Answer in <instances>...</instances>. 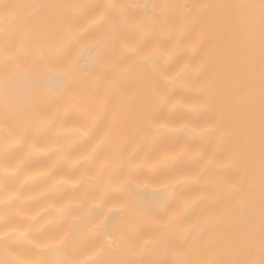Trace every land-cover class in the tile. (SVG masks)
<instances>
[{"label": "bare ground", "instance_id": "6f19581e", "mask_svg": "<svg viewBox=\"0 0 264 264\" xmlns=\"http://www.w3.org/2000/svg\"><path fill=\"white\" fill-rule=\"evenodd\" d=\"M5 235L0 264H264L260 0H0Z\"/></svg>", "mask_w": 264, "mask_h": 264}, {"label": "snow or ice", "instance_id": "6c2138e0", "mask_svg": "<svg viewBox=\"0 0 264 264\" xmlns=\"http://www.w3.org/2000/svg\"><path fill=\"white\" fill-rule=\"evenodd\" d=\"M260 4H261V8L264 9V0H260ZM248 8H252L253 6L252 5H248L246 6ZM252 21V17H249V22ZM0 238H7V235H5L4 237H0ZM51 247L53 250L55 251H58L59 248H60V243H56V244H53V245H45V248H49ZM38 264H63L62 261H53V260H42V261H39Z\"/></svg>", "mask_w": 264, "mask_h": 264}]
</instances>
